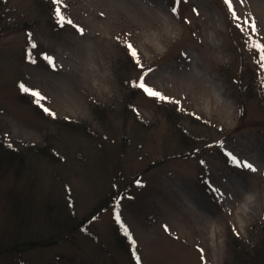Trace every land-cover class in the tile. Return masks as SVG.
Instances as JSON below:
<instances>
[{"label": "rangeland", "instance_id": "rangeland-1", "mask_svg": "<svg viewBox=\"0 0 264 264\" xmlns=\"http://www.w3.org/2000/svg\"><path fill=\"white\" fill-rule=\"evenodd\" d=\"M50 5L0 0V264H264V0Z\"/></svg>", "mask_w": 264, "mask_h": 264}, {"label": "snow or ice", "instance_id": "snow-or-ice-1", "mask_svg": "<svg viewBox=\"0 0 264 264\" xmlns=\"http://www.w3.org/2000/svg\"><path fill=\"white\" fill-rule=\"evenodd\" d=\"M53 2H54V3H58L59 0H53ZM227 2H229V0H226V3H227ZM56 16H57V17H60V12H59V10L56 11ZM60 18L62 19V17H60ZM257 50H259V51H261V52H264V48H261L259 45H257ZM133 55H134V53H133ZM260 61L262 62V63H261V67L264 68V55H261V56H260ZM136 86H137V87H140V88H143L144 91H145L148 95H150V96H158V95H159L158 93L152 92L151 90L145 88L143 84H137ZM45 111H47V110H45ZM245 166H246V167H251L250 165H245ZM253 170H254V169H253Z\"/></svg>", "mask_w": 264, "mask_h": 264}, {"label": "trees", "instance_id": "trees-1", "mask_svg": "<svg viewBox=\"0 0 264 264\" xmlns=\"http://www.w3.org/2000/svg\"><path fill=\"white\" fill-rule=\"evenodd\" d=\"M37 2L42 6V7H44V10L47 12V11H49L50 9H51V5H50V0H37ZM251 82H249V83H252V84H254V83H256L258 80L254 77V79L252 78L251 80H250ZM4 156L5 155H12V153L11 152H13L14 150H13V148H10V149H5L4 148ZM11 153V154H10ZM122 237L125 239V242H127L128 243V246H129V241H128V239L127 238H125L123 235H122ZM127 245V244H126ZM241 246V245H240Z\"/></svg>", "mask_w": 264, "mask_h": 264}, {"label": "bare ground", "instance_id": "bare-ground-1", "mask_svg": "<svg viewBox=\"0 0 264 264\" xmlns=\"http://www.w3.org/2000/svg\"><path fill=\"white\" fill-rule=\"evenodd\" d=\"M247 202H251L250 200H248Z\"/></svg>", "mask_w": 264, "mask_h": 264}]
</instances>
